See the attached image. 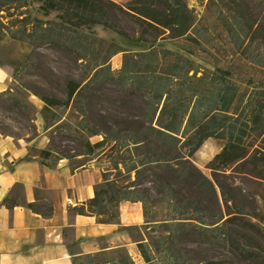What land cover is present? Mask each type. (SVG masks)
<instances>
[{"label":"rangeland","instance_id":"rangeland-1","mask_svg":"<svg viewBox=\"0 0 264 264\" xmlns=\"http://www.w3.org/2000/svg\"><path fill=\"white\" fill-rule=\"evenodd\" d=\"M112 1L127 6L131 0ZM184 1L196 17L195 37L199 44L186 36L167 38L164 34L157 39L156 47L177 51L201 68H218L243 90L264 87V4L261 0ZM40 4L38 0H28L26 10H11V16L0 11L3 15L1 25L7 27L9 21L22 18L25 14L21 11L40 20H59L57 11L45 15L40 11ZM241 14L240 28L235 26L234 17ZM222 17H227L241 34L251 26V34L238 44L232 43L223 27ZM108 19L127 35L101 24L81 26L78 30L116 42L131 51L149 49L148 42L132 40L141 35L152 39L153 35L141 32L131 15L115 8L109 12ZM1 28L0 65L11 68L14 79L12 89L0 93L1 134L12 136L21 143H31V153L39 156L41 150L32 142L42 135L44 150L49 151L47 158L66 157L74 165L94 163L104 171L106 179L121 187L127 197L143 202L148 220L172 221L179 217L199 228L202 223H213L214 215L220 211L229 216L221 200L220 188L214 185L219 211L213 189L202 184L200 176L201 173L213 180L207 164L222 148L223 140L207 137L189 157L173 160L176 155H187L188 149L174 150L154 135L148 136L151 141L148 144L144 139L147 131L132 137L131 128L138 123L148 124L150 109L138 96L129 95L118 84L104 83L103 79H95L80 88L67 104L44 106L41 97L45 96L66 101L68 80L74 78L85 85L92 78V55L86 52L85 58H79L77 53L54 44H31L28 51L17 38ZM109 61L115 72L122 65V52L115 53ZM138 139L143 142H136ZM260 139L245 137L244 142L250 143L252 149L260 148L264 146V138L262 142ZM219 177L227 188H231L229 192L234 204H229V210L254 212L256 215L252 219L260 227L261 236L252 229L231 224L228 226L232 229L233 242L238 241L241 247H235L231 240L223 247L217 241H206V238L194 235L193 230L179 225L171 226L172 237L164 242L158 237L162 234L158 228L150 233V240L156 245L152 251L155 260L150 264H194L221 258H225L227 264H264L256 257L258 254L264 256V183L250 178L234 165L222 171ZM105 186L106 183L102 188ZM107 209L115 211L110 204ZM107 209L95 210L106 212Z\"/></svg>","mask_w":264,"mask_h":264},{"label":"trees","instance_id":"trees-1","mask_svg":"<svg viewBox=\"0 0 264 264\" xmlns=\"http://www.w3.org/2000/svg\"><path fill=\"white\" fill-rule=\"evenodd\" d=\"M38 1L41 2L40 11L45 15L51 11H57L59 20H40L30 17L27 11H21L25 14L22 18L9 21L7 27L2 26L0 22V28L6 29L7 33L17 38L27 50L31 44L35 46L54 44L77 53L79 58H85V53L89 52L94 61L91 67L92 78L85 85L83 81L74 78L68 80L65 86L66 101L45 96L41 97L44 106L67 104L80 88L86 87L95 79H103L104 83L118 84L129 95L138 96L150 109L148 124L138 123L136 127L131 128L132 137L136 138L140 133L147 131L144 139L154 135L158 141L169 143L174 150H180L181 147L188 149L187 155H176L173 160L184 156L189 157L207 137L220 138L224 144L207 164L212 172L213 180L201 173L200 176L202 184L211 186L216 200L215 186L220 188L221 200L229 216L226 217L220 211L217 200L220 213L214 215L216 220L213 223L209 225L202 223L203 225L199 228L190 224L188 220L184 224L193 230L194 235L204 237L206 241H217V244H222L223 247L228 240L229 242L231 240L235 247H241L238 241L233 242L230 234L232 229L228 226L231 224L252 229L261 236L260 227L252 219L256 215L254 212L229 210V204H234V199H231L229 192L231 188H227L219 176L222 171L234 165L240 172L259 183H264V146L252 149L250 143L244 142L245 137L261 138L260 141H263L264 87L243 90L233 84L231 79H228L218 68L215 70L201 68L192 59L177 51L156 47L157 39L164 34L167 38L186 36L199 44L195 37L196 17L187 3L184 0H131L127 6H124L112 0ZM261 2L264 4V0ZM27 3L28 0H0V11L10 14L11 10H26ZM115 8L135 18L141 32H150L153 35L152 39L143 35L132 39L134 42H148L149 49L131 51L116 42L87 33L83 34L78 30L81 26L101 24L126 36V32L118 29L108 19L109 12ZM241 16L242 14L240 17H234L235 26L240 27L238 20ZM0 17H3L1 13ZM222 24L229 33L230 41L234 44L240 43L243 37L251 34H249L251 26L241 34L236 31L234 24L227 17L222 19ZM258 29L259 27L256 26V30ZM117 52H122L123 62L114 72L111 70L109 59ZM154 121L155 125H153ZM136 142H143V140L138 139ZM147 143L150 144L151 141L147 139ZM48 155V150L40 151V157L46 159ZM105 183V188H102L103 185L97 186L95 196L86 203L87 209L81 206L75 210L92 213L99 221L106 222L115 217V213L107 209L108 204L117 207L123 199L141 202L140 199L127 197L121 187L118 188L115 182L109 181L104 176L103 184ZM28 206L33 210L37 209L34 204H28ZM93 207L100 210L107 209V211L97 212ZM143 210L144 216L148 219L144 204ZM256 257L264 263L263 255L258 254ZM227 263L225 258H221L207 259L194 264Z\"/></svg>","mask_w":264,"mask_h":264},{"label":"crops","instance_id":"crops-1","mask_svg":"<svg viewBox=\"0 0 264 264\" xmlns=\"http://www.w3.org/2000/svg\"><path fill=\"white\" fill-rule=\"evenodd\" d=\"M13 84L11 68L0 65V93ZM32 144L44 149L43 136ZM30 147L0 133V264H150V233L159 228L166 242L172 225L186 227L182 219L148 221L139 200H120L106 222L76 211L87 209L104 171L66 157L45 159Z\"/></svg>","mask_w":264,"mask_h":264}]
</instances>
